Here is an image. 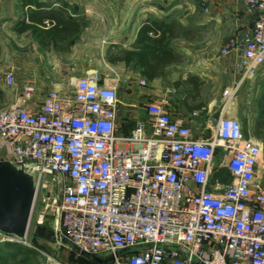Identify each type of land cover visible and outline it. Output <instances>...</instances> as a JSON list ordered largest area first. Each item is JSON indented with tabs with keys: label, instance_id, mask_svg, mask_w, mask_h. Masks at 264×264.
Masks as SVG:
<instances>
[{
	"label": "built area",
	"instance_id": "obj_1",
	"mask_svg": "<svg viewBox=\"0 0 264 264\" xmlns=\"http://www.w3.org/2000/svg\"><path fill=\"white\" fill-rule=\"evenodd\" d=\"M231 1L253 21L220 52L235 53L240 80L254 78L264 64V0ZM0 77L15 83L11 68ZM70 86L37 99L25 84L0 109V157L39 166L35 197L41 190L45 206L37 221L43 224L53 197L56 240L108 258L95 264H195L192 256L204 264H264V145L238 116L221 113L214 133L195 139L161 105H150L148 118L123 128L117 79L88 68ZM223 167L228 181L215 175Z\"/></svg>",
	"mask_w": 264,
	"mask_h": 264
},
{
	"label": "crops",
	"instance_id": "obj_2",
	"mask_svg": "<svg viewBox=\"0 0 264 264\" xmlns=\"http://www.w3.org/2000/svg\"><path fill=\"white\" fill-rule=\"evenodd\" d=\"M36 1L22 5L23 0H11L9 8H0V71L11 68L15 78L14 85L5 87L0 77L7 104L19 99L25 84L34 85L37 99L51 88L70 90L71 80L86 69L111 62L109 53L139 48L135 39L146 18L175 17L183 24L201 26L197 38L168 39L182 59L153 78H147L138 64L116 60L117 75L135 81L145 78L146 114L150 105H161L187 125L195 139L210 137L221 113L241 116L236 112L240 105L251 119L248 133L253 134L256 99L264 91V64L256 77L240 80L235 53L220 52L231 35L252 23L253 14L244 5L231 0H42L47 4L42 10L60 13L66 26L55 27V21L45 16L41 23L17 31V20L29 22Z\"/></svg>",
	"mask_w": 264,
	"mask_h": 264
},
{
	"label": "trees",
	"instance_id": "obj_3",
	"mask_svg": "<svg viewBox=\"0 0 264 264\" xmlns=\"http://www.w3.org/2000/svg\"><path fill=\"white\" fill-rule=\"evenodd\" d=\"M27 3H31V0H23L22 5ZM46 6L47 4L44 1H36L35 8L29 13L30 21L26 22L24 18L17 20L14 26L15 29L22 31L27 27H32L34 26V22L41 23L45 16L55 21V27L60 24L64 28L67 19L63 18L60 13L52 10L45 13L43 10ZM72 19L73 17L69 16L70 25ZM79 27L80 23L76 21L74 25L75 31H78ZM200 31L201 26L183 24L175 17H148L142 22L137 31L135 42L139 43L140 47L124 50L117 55L110 54L109 58L112 61L123 60L126 65H130L131 63L138 64L141 67L142 73L147 78H153L156 75L162 74L165 66L169 63L178 62L182 59V53L167 44L168 39L172 37L194 39L200 36ZM256 104L258 112L253 121L252 133L254 136L259 137L264 145V91L257 96ZM218 174L225 181L230 179V174L224 167L219 169V171H215V175ZM3 248L8 250V255L11 257H16L18 254L27 256L36 252L34 248L17 239L5 241ZM93 260L95 263L96 260L94 258Z\"/></svg>",
	"mask_w": 264,
	"mask_h": 264
},
{
	"label": "rangeland",
	"instance_id": "obj_4",
	"mask_svg": "<svg viewBox=\"0 0 264 264\" xmlns=\"http://www.w3.org/2000/svg\"><path fill=\"white\" fill-rule=\"evenodd\" d=\"M10 4L11 0H0V8L4 7L7 9L10 7ZM96 69L101 72L104 70V73L102 72L103 74L117 79L119 97V123L123 128L130 127L138 119L148 118V115L144 109L145 102L147 100L145 97L147 84L141 85L139 81H135L133 78L123 79L121 75L118 76L115 71L114 61L101 63ZM4 85L5 87H10L8 84ZM6 105L7 102L5 101L4 93H1L0 90V109ZM237 109L238 110H236V112L241 113L239 118L242 122L243 129L245 133H248L251 129V119H249L250 117L243 115L245 112L242 105H240ZM221 159L222 155L217 152L215 162L217 163ZM50 176L51 175H48V177ZM48 188L53 189V195H55V193H59V189L55 185H52V183L48 184ZM41 193L42 191L39 190L38 195L34 199L26 236L22 239H17L34 248L36 252L27 256L23 254H18L16 257L9 256L8 250L3 248V245L5 244V241L14 240L16 238L13 235H8L10 237L6 235V237L10 239H7L6 237L0 238V264H95L93 258L90 255L73 249L72 245L64 244L59 240H48L45 237L35 233V226L38 224V214L42 209H44L45 206V201L42 200ZM52 199L53 197L47 199L50 204H52ZM50 204L45 208L46 211L42 222L48 226L50 225L51 219L53 217L54 208Z\"/></svg>",
	"mask_w": 264,
	"mask_h": 264
},
{
	"label": "water",
	"instance_id": "obj_5",
	"mask_svg": "<svg viewBox=\"0 0 264 264\" xmlns=\"http://www.w3.org/2000/svg\"><path fill=\"white\" fill-rule=\"evenodd\" d=\"M39 166L33 163L19 164L11 158L0 157V230L13 235L16 239L27 234L29 220L37 187ZM35 233L48 240H56L55 231L48 225L38 223ZM61 242L68 244L65 238ZM74 249L85 253L77 246ZM96 261L106 263L108 258L92 256ZM195 264H204L191 257Z\"/></svg>",
	"mask_w": 264,
	"mask_h": 264
},
{
	"label": "bare ground",
	"instance_id": "obj_6",
	"mask_svg": "<svg viewBox=\"0 0 264 264\" xmlns=\"http://www.w3.org/2000/svg\"><path fill=\"white\" fill-rule=\"evenodd\" d=\"M213 261H214V262H219V261H220V257H219V255H218V253L216 254V257L214 258Z\"/></svg>",
	"mask_w": 264,
	"mask_h": 264
}]
</instances>
